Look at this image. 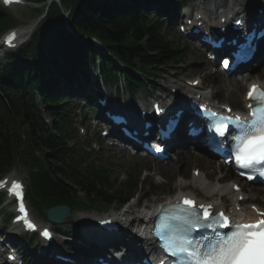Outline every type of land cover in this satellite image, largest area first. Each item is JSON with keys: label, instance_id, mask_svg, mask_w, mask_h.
I'll use <instances>...</instances> for the list:
<instances>
[{"label": "trees", "instance_id": "trees-1", "mask_svg": "<svg viewBox=\"0 0 264 264\" xmlns=\"http://www.w3.org/2000/svg\"><path fill=\"white\" fill-rule=\"evenodd\" d=\"M120 1L123 0H102L101 3L96 0H60L61 5L54 3L40 31L26 49L28 52L7 56V64L13 66L0 68V172L12 167L19 155L31 164L36 169L34 203L39 207H79L82 205L76 196L79 191L85 194L87 205L83 206L86 208L121 204L137 193L138 185L116 188L117 183L110 184L104 170L97 171L94 166L85 169L77 150L69 147L72 141L70 131L63 128V121L57 113L51 110L55 123L50 133L32 99L35 92L44 91L48 104L59 105L48 98L51 96L50 86L46 88L44 83L41 84V69L51 71L50 67H56V63L62 61L58 70L65 72L67 66L84 65L92 59L90 47L68 35L63 7L70 11L68 18L72 28L84 36L103 40L122 62L129 63V59L137 58L143 64L154 60L156 65H161L179 59L177 45L168 39L167 34L161 33L157 24L141 18L135 11L127 13L126 8L138 6L139 0H127L130 5L124 2L126 0L120 5ZM114 10L119 12L118 16L112 14ZM15 24L16 21L0 11V36ZM31 57L37 59L41 69L28 63ZM104 61L111 67L108 59ZM1 95L8 100V105L5 106ZM36 152L42 153L44 162L33 157Z\"/></svg>", "mask_w": 264, "mask_h": 264}, {"label": "rangeland", "instance_id": "rangeland-1", "mask_svg": "<svg viewBox=\"0 0 264 264\" xmlns=\"http://www.w3.org/2000/svg\"><path fill=\"white\" fill-rule=\"evenodd\" d=\"M214 0H207V2H213ZM201 5V0H196V2L193 3V5ZM20 14H16V12H10L12 16H14L19 21L20 27H28L30 24L33 23V21L37 20L38 15L31 9L25 10L24 12H19ZM37 27L33 31H36ZM175 36L173 35L172 40H174ZM184 47L179 44L180 48V57L181 61L184 63L185 67H181L180 70L177 72V74H181L183 77L188 74L194 76L197 72V74L204 77L206 85L214 87V91H220V95L217 96L218 100L222 102H231L233 103V97L235 88L228 84V81L224 77H220L216 74L215 70L211 68L202 58V54L198 50H194L192 47L187 46L185 43ZM186 48V49H185ZM3 56L0 57V61H2ZM163 70V69H162ZM161 70L160 76L161 80L166 79L165 76H168L170 73V70L164 69V71ZM176 72V71H174ZM209 73H211L209 75ZM222 82V83H221ZM137 98L140 97V92L138 95H136ZM128 100V97H127ZM233 100V101H232ZM127 102V101H126ZM48 121L49 117L47 115L44 116ZM88 138L90 136L88 135ZM81 141H84L81 139ZM102 150L98 153V155L92 154L91 159L96 161V165L98 167H106L110 171L111 181L117 180L121 186L125 185L127 181L129 180H138L139 182V192L137 197H135L131 202L126 205L117 206L114 204L111 208V212H121L126 210L133 202L137 201L139 197L143 195H151L147 200L144 202H141V206H147L151 205L150 203L153 202L158 204L161 201H164L168 197H172L176 193V177L177 175H180L181 173L186 175L184 178L188 177L190 175V171L194 168H204L207 172L212 173V169H207L205 167V161L210 162H216L211 159H206L204 155H201L202 157L196 156L192 157L189 161H187L188 165L185 166L184 163H172L169 167L167 166H154L153 168H145L143 166L144 161L143 159L138 156H131L128 155L120 150V148H114L112 145H109V142H104L103 145H101ZM96 156V157H94ZM219 164L218 162H216ZM176 164V168H173V165ZM181 164L180 167H177V165ZM23 172H26L22 170ZM158 172L160 176L163 177V180L158 182V178L151 177V173ZM229 170L227 168H224L223 171L214 172L215 177H220L222 173H226ZM249 187V186H248ZM79 197H81V202L83 203L84 197L82 195V192H78ZM84 200V201H83ZM259 204H263L262 201L259 202ZM106 206H102L99 212H95L100 214V216H104L106 213H111L110 211H106L107 208H104ZM99 207H97L98 209ZM6 212L2 210L0 206V217L4 219V214ZM35 216H38L35 213ZM74 216V215H73ZM73 220V218H72ZM47 222V221H46ZM43 222V223H46Z\"/></svg>", "mask_w": 264, "mask_h": 264}, {"label": "bare ground", "instance_id": "bare-ground-1", "mask_svg": "<svg viewBox=\"0 0 264 264\" xmlns=\"http://www.w3.org/2000/svg\"><path fill=\"white\" fill-rule=\"evenodd\" d=\"M239 4L238 7L243 3V1H238ZM244 7V6H242ZM168 12L170 14H173V10L169 9ZM249 14V13H248ZM35 28V24L31 25L26 29L24 32H20V37L24 38L25 35L27 36L31 31H33ZM100 72L103 70L102 66L99 64V67L97 68ZM257 73L254 74V72L249 76L248 78L242 79L240 81L232 80L229 81V84H233L235 87L234 92V105L239 106L240 101L241 105L243 104L244 107V96L242 97L243 89L250 83L260 82V76H264V62H262L257 68ZM197 74V72H195ZM172 78H170L171 80ZM258 80V81H257ZM195 82L194 80L190 81V83ZM176 84H181V81L178 79L176 80ZM264 85V83H263ZM184 89L195 91L193 88H186L185 86H181ZM188 95H190L192 98H196L197 94H194L191 91H188ZM202 92V96L206 97L207 99L210 98V93L205 91L203 88L200 89ZM220 91L216 92V96H219ZM232 100V101H233ZM178 161H181V163H184L185 166H187L188 162L192 157H202L200 154H195L191 151H184L183 149L174 148L173 149ZM182 152V153H181ZM143 166L147 169L154 166V164L144 161ZM181 164L177 165V167H180ZM205 167L207 169H212V173L207 172L204 168H201L200 177L193 178V190H190V187L187 184L180 183L176 186V193L174 196L166 198L164 201L159 202L158 204L151 202V205H147L145 207L141 206V210L139 209V199L135 202H133L126 210L118 212L116 214H112L107 216L106 218H117L121 223L129 221L130 219H135L134 221L139 222L138 219H141L143 222H146L148 219V214L145 213L146 210H151L155 207V205L159 204H166L169 201H174L182 196L187 197H193L198 200V202H206L212 206H214L216 209H227L228 211H236V208L239 207L238 202L234 199L232 193V188L227 185H221V180L215 177L214 172L222 171L223 167L221 165L216 164L215 162L205 161ZM176 168V164L173 165V168ZM184 175V174H183ZM186 176V175H184ZM258 196H264V192H257L253 191L252 193L247 194V200L250 202H254L258 205ZM137 197V195H136ZM229 197L230 200L233 199V204L231 205L226 203V198ZM231 205V206H230ZM264 205V204H261ZM261 207V206H259ZM261 211L264 210L263 208H259ZM99 212V211H97ZM243 213L246 215H254L253 212H251L250 208L244 207ZM237 215V214H235ZM68 220V218H67ZM252 220V219H251ZM253 221V220H252ZM79 237L81 238V246H84L87 248V255L91 256H99V257H113L117 253H122V251H125L129 254L134 253L136 250H138V243L131 242V243H125V241L130 240L129 236L126 237H120L115 235L111 232H106L105 230L97 231V228L92 224L85 225L79 233ZM115 237H119L120 239H116ZM51 247V246H50ZM54 250L57 252L60 251L61 244L59 245H52ZM124 248V250H122ZM142 248H140L141 251ZM151 252L153 251V248H150ZM148 249V250H149ZM147 248L142 249L144 252H149ZM84 253V251H83ZM114 255H113V254ZM118 255V254H117ZM41 258H44V255L42 254ZM76 261H80L78 257H73ZM64 264H70V263H64ZM82 264V263H81Z\"/></svg>", "mask_w": 264, "mask_h": 264}, {"label": "snow or ice", "instance_id": "snow-or-ice-1", "mask_svg": "<svg viewBox=\"0 0 264 264\" xmlns=\"http://www.w3.org/2000/svg\"><path fill=\"white\" fill-rule=\"evenodd\" d=\"M14 38V36L10 37L8 43L11 44ZM248 98L250 100L258 98L264 101V90H260L257 85H252L248 92ZM249 107L251 108V105ZM252 115L254 119L247 125L241 121L239 116L235 118V123L240 124L241 130L244 131V135L239 137L240 143L236 154L237 164L241 168H247L254 163L264 161V119L258 122L255 119V111L252 112ZM222 127L226 130V125H222ZM220 134L223 135V132ZM233 139L236 137L234 136ZM261 174L264 175V173ZM19 187L20 185L13 184V188ZM184 203L191 206L194 202L185 199ZM20 210L24 211L23 204H21ZM261 215L264 216V213ZM220 217L221 226H227L228 218L223 213H220ZM203 218L208 219L207 209L204 210ZM175 219L183 220L192 228L198 226L195 218L176 217ZM25 222L27 223V221ZM28 226L32 227L31 224ZM234 228L235 231L229 236L220 237L215 243L207 246L206 250H201L200 246L193 245V242L188 239L170 242L164 246V250L173 256L184 254L193 264H264V219L255 224L235 225Z\"/></svg>", "mask_w": 264, "mask_h": 264}, {"label": "water", "instance_id": "water-1", "mask_svg": "<svg viewBox=\"0 0 264 264\" xmlns=\"http://www.w3.org/2000/svg\"><path fill=\"white\" fill-rule=\"evenodd\" d=\"M69 212V209L67 207H59L52 209L48 212L49 218L54 222H61Z\"/></svg>", "mask_w": 264, "mask_h": 264}]
</instances>
